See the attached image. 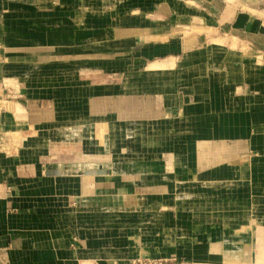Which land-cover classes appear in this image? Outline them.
<instances>
[{
  "label": "crops",
  "instance_id": "0c3cea01",
  "mask_svg": "<svg viewBox=\"0 0 264 264\" xmlns=\"http://www.w3.org/2000/svg\"><path fill=\"white\" fill-rule=\"evenodd\" d=\"M0 79V264H264V0H0Z\"/></svg>",
  "mask_w": 264,
  "mask_h": 264
},
{
  "label": "rangeland",
  "instance_id": "374dc122",
  "mask_svg": "<svg viewBox=\"0 0 264 264\" xmlns=\"http://www.w3.org/2000/svg\"><path fill=\"white\" fill-rule=\"evenodd\" d=\"M1 80V79H0ZM14 79H6V81H9ZM4 83V81H2ZM0 84V112H4V101H18V102H25L23 99L24 96H18L16 95L14 92H12V88L9 85H13V84ZM7 83V82H6ZM11 89V90H10ZM37 93H40L39 90L35 91ZM21 102V103H22ZM25 104V103H22ZM60 104H67V103H60ZM20 136V135H19ZM18 135L16 136V138H20ZM15 138V136H13V139ZM10 141V135L8 134H4L2 132H0V156L5 154V150L4 147H6L5 144H7ZM8 153V150H7ZM190 263V262H189ZM191 264V263H190Z\"/></svg>",
  "mask_w": 264,
  "mask_h": 264
},
{
  "label": "built area",
  "instance_id": "2783aa9c",
  "mask_svg": "<svg viewBox=\"0 0 264 264\" xmlns=\"http://www.w3.org/2000/svg\"><path fill=\"white\" fill-rule=\"evenodd\" d=\"M127 264H188V261L175 254H169L157 257L134 258L128 260Z\"/></svg>",
  "mask_w": 264,
  "mask_h": 264
},
{
  "label": "bare ground",
  "instance_id": "6f19581e",
  "mask_svg": "<svg viewBox=\"0 0 264 264\" xmlns=\"http://www.w3.org/2000/svg\"><path fill=\"white\" fill-rule=\"evenodd\" d=\"M15 107V106H14ZM17 109V108H16Z\"/></svg>",
  "mask_w": 264,
  "mask_h": 264
}]
</instances>
